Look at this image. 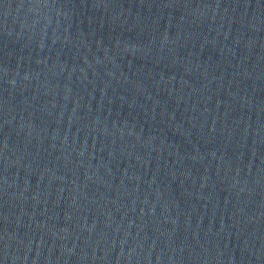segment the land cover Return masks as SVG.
Masks as SVG:
<instances>
[{
    "label": "water",
    "instance_id": "1",
    "mask_svg": "<svg viewBox=\"0 0 264 264\" xmlns=\"http://www.w3.org/2000/svg\"><path fill=\"white\" fill-rule=\"evenodd\" d=\"M0 264H264V0H0Z\"/></svg>",
    "mask_w": 264,
    "mask_h": 264
}]
</instances>
